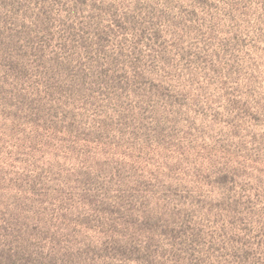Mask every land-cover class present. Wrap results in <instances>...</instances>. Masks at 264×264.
Wrapping results in <instances>:
<instances>
[{
  "label": "rangeland",
  "instance_id": "374dc122",
  "mask_svg": "<svg viewBox=\"0 0 264 264\" xmlns=\"http://www.w3.org/2000/svg\"><path fill=\"white\" fill-rule=\"evenodd\" d=\"M0 264H264V0H0Z\"/></svg>",
  "mask_w": 264,
  "mask_h": 264
}]
</instances>
